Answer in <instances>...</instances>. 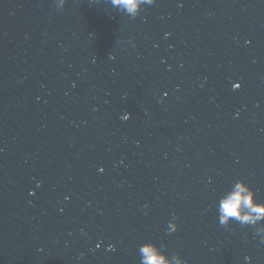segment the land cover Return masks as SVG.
Returning a JSON list of instances; mask_svg holds the SVG:
<instances>
[{"label": "water", "instance_id": "95a60500", "mask_svg": "<svg viewBox=\"0 0 264 264\" xmlns=\"http://www.w3.org/2000/svg\"><path fill=\"white\" fill-rule=\"evenodd\" d=\"M236 180L264 203V0L144 5L63 264H140L149 242L185 264H264L252 227L218 222Z\"/></svg>", "mask_w": 264, "mask_h": 264}, {"label": "clouds", "instance_id": "9594fccd", "mask_svg": "<svg viewBox=\"0 0 264 264\" xmlns=\"http://www.w3.org/2000/svg\"><path fill=\"white\" fill-rule=\"evenodd\" d=\"M58 10H62L66 0H54ZM109 3L120 12L135 19L143 10L144 5H153L156 0H109ZM234 89L239 85H234ZM127 120L128 116L122 117ZM39 186V185H37ZM30 195L32 193H29ZM218 222L221 226L228 227L236 222L243 226H250L254 229V235L260 238V243L264 244V203L256 201L255 193L251 187L243 180L234 181L230 187L224 191L216 204ZM173 215L167 222L168 233L177 231L178 225ZM99 248V244L96 246ZM165 245L157 247L153 243L141 244L138 248L140 264H185V261L178 255L171 257L165 254ZM109 251L113 250L110 246ZM245 264H248L249 257H245Z\"/></svg>", "mask_w": 264, "mask_h": 264}]
</instances>
